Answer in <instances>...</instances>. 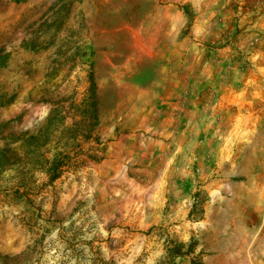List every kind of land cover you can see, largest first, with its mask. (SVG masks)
I'll list each match as a JSON object with an SVG mask.
<instances>
[{
  "label": "rangeland",
  "instance_id": "374dc122",
  "mask_svg": "<svg viewBox=\"0 0 264 264\" xmlns=\"http://www.w3.org/2000/svg\"><path fill=\"white\" fill-rule=\"evenodd\" d=\"M262 250L264 0H0V264Z\"/></svg>",
  "mask_w": 264,
  "mask_h": 264
},
{
  "label": "crops",
  "instance_id": "0c3cea01",
  "mask_svg": "<svg viewBox=\"0 0 264 264\" xmlns=\"http://www.w3.org/2000/svg\"><path fill=\"white\" fill-rule=\"evenodd\" d=\"M258 252H254V253H252V254H257ZM262 253L264 254V250H262ZM248 264H264V257H263V259L262 260H257V259H254V260H252V259H249V261H248Z\"/></svg>",
  "mask_w": 264,
  "mask_h": 264
},
{
  "label": "trees",
  "instance_id": "16d2710c",
  "mask_svg": "<svg viewBox=\"0 0 264 264\" xmlns=\"http://www.w3.org/2000/svg\"><path fill=\"white\" fill-rule=\"evenodd\" d=\"M90 81H91V88L93 87V85H94V81H93V77H92V74L90 73Z\"/></svg>",
  "mask_w": 264,
  "mask_h": 264
}]
</instances>
